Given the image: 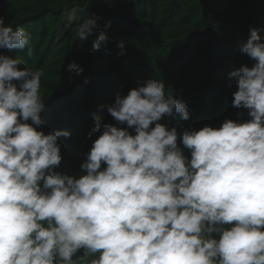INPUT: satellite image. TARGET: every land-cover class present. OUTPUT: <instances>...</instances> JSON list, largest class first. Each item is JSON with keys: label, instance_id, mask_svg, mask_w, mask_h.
I'll list each match as a JSON object with an SVG mask.
<instances>
[{"label": "clouds", "instance_id": "clouds-1", "mask_svg": "<svg viewBox=\"0 0 264 264\" xmlns=\"http://www.w3.org/2000/svg\"><path fill=\"white\" fill-rule=\"evenodd\" d=\"M98 19L78 24V40L92 36ZM6 20L0 49L31 56V34ZM262 31L250 26L238 42L251 66L229 73L237 120L178 131L161 121L189 120L186 103L161 79L138 81L106 106L117 124L93 113L89 137L100 135L79 175L56 170L58 139L70 131L38 130L43 69L0 54V264H264ZM108 42L102 30L92 50ZM117 47L126 54L123 40ZM67 70L84 71L75 61Z\"/></svg>", "mask_w": 264, "mask_h": 264}, {"label": "trees", "instance_id": "trees-1", "mask_svg": "<svg viewBox=\"0 0 264 264\" xmlns=\"http://www.w3.org/2000/svg\"><path fill=\"white\" fill-rule=\"evenodd\" d=\"M93 15L99 27L87 40H78V24ZM0 16L31 34V56L27 48L0 49V54L20 57L21 67L43 69L45 124L38 130L70 131V137L58 139L63 160L56 170L79 175L80 163L100 135L89 137L93 113L101 124H117L106 106L138 81L161 79L166 92L186 103L189 120L177 115L161 121L178 131L237 120L240 110L231 106L236 85L230 86L229 73L253 63L238 42L248 39L250 26L264 28V0H0ZM109 22L111 27L104 29ZM102 30L109 42L93 51L92 41ZM260 34L264 39V31ZM120 40L123 55L117 54ZM72 61L83 68L82 75L67 70ZM247 118L245 111L242 119Z\"/></svg>", "mask_w": 264, "mask_h": 264}, {"label": "rangeland", "instance_id": "rangeland-1", "mask_svg": "<svg viewBox=\"0 0 264 264\" xmlns=\"http://www.w3.org/2000/svg\"><path fill=\"white\" fill-rule=\"evenodd\" d=\"M76 13H77V10H73L69 13V21H74L76 19Z\"/></svg>", "mask_w": 264, "mask_h": 264}]
</instances>
